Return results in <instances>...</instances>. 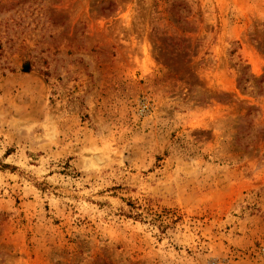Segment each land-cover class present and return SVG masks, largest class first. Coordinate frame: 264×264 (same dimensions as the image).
<instances>
[{"label":"rangeland","instance_id":"rangeland-1","mask_svg":"<svg viewBox=\"0 0 264 264\" xmlns=\"http://www.w3.org/2000/svg\"><path fill=\"white\" fill-rule=\"evenodd\" d=\"M0 264H264V0H0Z\"/></svg>","mask_w":264,"mask_h":264},{"label":"trees","instance_id":"trees-1","mask_svg":"<svg viewBox=\"0 0 264 264\" xmlns=\"http://www.w3.org/2000/svg\"><path fill=\"white\" fill-rule=\"evenodd\" d=\"M24 70H28V69L27 68L26 69L24 68Z\"/></svg>","mask_w":264,"mask_h":264}]
</instances>
